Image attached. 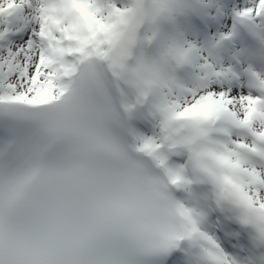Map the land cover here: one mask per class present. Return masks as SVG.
Listing matches in <instances>:
<instances>
[{
  "label": "snow or ice",
  "instance_id": "snow-or-ice-1",
  "mask_svg": "<svg viewBox=\"0 0 264 264\" xmlns=\"http://www.w3.org/2000/svg\"><path fill=\"white\" fill-rule=\"evenodd\" d=\"M0 264H264V0H0Z\"/></svg>",
  "mask_w": 264,
  "mask_h": 264
}]
</instances>
